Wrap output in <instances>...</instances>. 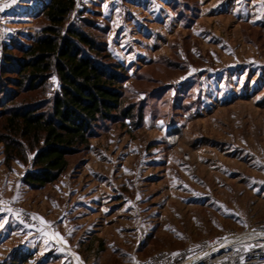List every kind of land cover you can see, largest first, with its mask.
<instances>
[{
	"label": "rangeland",
	"instance_id": "rangeland-1",
	"mask_svg": "<svg viewBox=\"0 0 264 264\" xmlns=\"http://www.w3.org/2000/svg\"><path fill=\"white\" fill-rule=\"evenodd\" d=\"M45 1L0 0L10 4L0 12V66L5 44L28 45L48 24L36 15ZM77 2L68 23L83 15L104 32L93 34L130 74L125 105L143 117L101 124L90 149L69 157L64 190L61 177L31 188L23 181L30 163L8 168L0 142V257L23 239L20 228L44 225L34 216L48 222L52 239L69 233L70 241L53 239L65 250L58 264H131L264 222V3ZM91 177L97 197L86 231L70 223L62 235L57 213L85 200L69 205L63 192Z\"/></svg>",
	"mask_w": 264,
	"mask_h": 264
},
{
	"label": "trees",
	"instance_id": "trees-1",
	"mask_svg": "<svg viewBox=\"0 0 264 264\" xmlns=\"http://www.w3.org/2000/svg\"><path fill=\"white\" fill-rule=\"evenodd\" d=\"M77 3L43 2L36 15L44 16L48 24L28 45L14 39L5 44L1 55L4 163L8 168L14 161L30 163L23 181L33 189L58 181L69 167V157L90 149L101 124L143 117L133 103L125 105L130 74L111 55L106 39L93 34L104 32L83 15L68 23ZM22 93L35 95L21 97ZM31 257L20 247L0 264H26Z\"/></svg>",
	"mask_w": 264,
	"mask_h": 264
},
{
	"label": "built area",
	"instance_id": "built-area-1",
	"mask_svg": "<svg viewBox=\"0 0 264 264\" xmlns=\"http://www.w3.org/2000/svg\"><path fill=\"white\" fill-rule=\"evenodd\" d=\"M262 233L264 222L244 230L229 229L195 246L161 250L131 264H264Z\"/></svg>",
	"mask_w": 264,
	"mask_h": 264
},
{
	"label": "crops",
	"instance_id": "crops-1",
	"mask_svg": "<svg viewBox=\"0 0 264 264\" xmlns=\"http://www.w3.org/2000/svg\"><path fill=\"white\" fill-rule=\"evenodd\" d=\"M96 172H97L96 170L92 172L93 174H95L93 176L97 175ZM91 178H93L92 182L88 184L87 183L83 184L84 187H82L81 182H80L78 184L80 186L71 185L70 187H68L67 190L63 192L67 194L70 193L72 197L71 198L72 201L71 200L69 201V205L74 202L76 197L82 198V200L83 199L85 200L81 202V205L79 208L78 206L74 205L72 207H68L67 209L66 208L62 210L60 209V211L57 213L56 218L55 220H53V222L54 223L56 222V225L58 226H62V229H61L62 235H63L62 230L66 228L71 229V227L69 226L70 223H72L71 225H72L74 232L82 231V230L86 231L85 222H84L86 220L84 219H87V217L91 216L90 213L87 212V208H89L92 205L93 201L91 199L97 197V196L93 197V195H96L97 191L91 190L93 188L92 186L97 182V179L96 178L94 179V177H91ZM59 182H61V185H63L62 190H64V188L66 189L67 186H65V184L67 182H65V179L61 177ZM72 186L75 188H72ZM77 187H78V190H74ZM95 205H97L96 202H95ZM95 211H97V209ZM37 229L42 230L43 233H41V235L36 233L38 231ZM20 231H21L20 237H23V239L20 240V242L16 244L15 246H13L11 249L14 250L15 248L17 247L20 248L21 246L23 250H27L31 252L33 257H31L29 262H27L26 264H58L59 263L60 255H63L65 253V250L62 247H60V244H58V242H56L55 240L51 238L52 235L49 231V228L45 226V224L39 226V228H36L35 230H32V228L28 226L25 228H20ZM66 235L64 234L63 238L70 241L71 237H69V233ZM85 236L88 237L87 235ZM55 247L58 249L55 250ZM11 249L7 253V255L5 254L4 257H0V258L5 260L9 256L8 254L12 251ZM63 264H68V263L63 262Z\"/></svg>",
	"mask_w": 264,
	"mask_h": 264
},
{
	"label": "snow or ice",
	"instance_id": "snow-or-ice-1",
	"mask_svg": "<svg viewBox=\"0 0 264 264\" xmlns=\"http://www.w3.org/2000/svg\"><path fill=\"white\" fill-rule=\"evenodd\" d=\"M12 2L14 3L15 0H12ZM261 3H264V0H261ZM7 7H10V4H8V3H4V4L0 5V12H2V11H3L5 8H7ZM105 7H107V5H105ZM8 211H12V210L9 208ZM33 218H34V219H38V220H40V222H41L42 224H48V222H47V221H44L43 218H41V217H36V216H34ZM49 226H50V225H49ZM245 226H246V225H245ZM262 234H264V233H262ZM53 239H59L61 242H63V237H61V236L59 235V233H54V234H53ZM173 255H178V253H177V254H173ZM77 259H79V258L77 257ZM81 264H82V262H81Z\"/></svg>",
	"mask_w": 264,
	"mask_h": 264
},
{
	"label": "bare ground",
	"instance_id": "bare-ground-1",
	"mask_svg": "<svg viewBox=\"0 0 264 264\" xmlns=\"http://www.w3.org/2000/svg\"><path fill=\"white\" fill-rule=\"evenodd\" d=\"M170 133L172 134L173 138H174V137H177V138H178V135H179V134L176 135L177 130H176L175 128H172V129L170 130Z\"/></svg>",
	"mask_w": 264,
	"mask_h": 264
}]
</instances>
